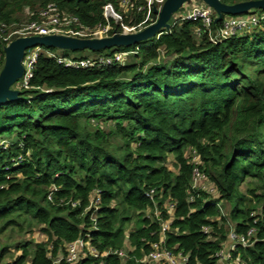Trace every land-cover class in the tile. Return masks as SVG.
Listing matches in <instances>:
<instances>
[{
	"label": "trees",
	"instance_id": "1",
	"mask_svg": "<svg viewBox=\"0 0 264 264\" xmlns=\"http://www.w3.org/2000/svg\"><path fill=\"white\" fill-rule=\"evenodd\" d=\"M107 4L121 17L110 20L109 36L157 21L153 12L145 23L138 11L146 0H132L126 12L120 0H0V23H20L26 11L31 22L54 5L94 29L107 24ZM175 22L130 47L72 51L129 53L131 64L75 69L58 63L55 48L33 49L28 87L0 105V239L42 227L48 241L16 246V258L13 245L0 241V264H53L78 239L100 255L126 250L127 258L88 255L76 264H155L142 260L163 238V248L187 255V264H218L231 227L238 236L256 231L234 257L264 264V24L213 44L207 34L195 38L200 22ZM82 59L91 58L75 60ZM187 150L197 153L217 199L192 189ZM248 180L256 186L245 193ZM95 191L99 209L87 211ZM169 200L174 215L162 235ZM219 201L233 204L225 216Z\"/></svg>",
	"mask_w": 264,
	"mask_h": 264
},
{
	"label": "built area",
	"instance_id": "2",
	"mask_svg": "<svg viewBox=\"0 0 264 264\" xmlns=\"http://www.w3.org/2000/svg\"><path fill=\"white\" fill-rule=\"evenodd\" d=\"M147 7L140 6L138 11L146 12V20L151 19L152 13L155 9L160 10L165 0H146ZM132 0H120L121 8H130ZM125 11V10H124ZM104 18L107 24L98 26L94 29L87 28L82 25L80 20L71 15H61L58 13L54 5H48L39 12L38 19L28 22L26 25H21L19 28H14L13 25H7L0 23V73L4 67L5 48L15 39L20 37L29 36H48V35H63L69 37H75L79 39H93V38H103L108 37L109 33L113 30V26L110 20H114L115 23L121 21V17L114 8L107 4L104 7ZM217 15L215 16L214 11L202 4L200 6H195L193 9L181 15L177 18L176 22L180 21H194L200 22L201 26L196 29V35L198 37L207 34L209 40L213 44H218L223 40H226L232 36L244 33L246 31H252L264 24V10H256L255 12H250L245 15L240 16H224L220 21V25L217 26L216 22ZM142 25V24H141ZM140 25V30H143ZM114 34H121L114 30ZM138 32L136 27H123L122 33H135ZM39 50H30L26 53L23 65H24V75L22 78V86L27 88L30 79L33 76L34 67L37 62ZM129 53H118L112 58H98L94 59H82L75 60L68 57H56L58 63L65 65L66 67L75 69H88L96 65L110 66L113 64H123L127 60ZM54 56V55H52ZM193 156L189 159L190 164L193 165L192 174V189L204 191L214 199H217L218 194L214 185L208 182L206 175L200 169V160L195 151L192 150ZM56 190V189H55ZM155 191L151 190L148 192L147 196L154 200ZM53 196V193L51 194ZM51 199V197H50ZM192 200V198H191ZM100 200L99 192L95 191L91 196V203L87 211L93 210L96 212L99 209ZM73 206H76L75 204ZM225 202L219 201L217 207L220 209L221 213L225 216L224 208ZM175 204L173 202L166 201L164 204V209L167 211L169 217L174 215ZM159 217V215H157ZM94 217V216H93ZM171 219L161 222L162 231L161 234L165 235L166 232L170 231ZM203 232L210 234L211 229L206 227L203 228ZM256 231L251 229L247 235L238 236L235 233L233 227L229 230L228 242L224 244L221 250L216 254L218 259V264H245L239 257H234V253L237 251L239 246L248 247L254 243L253 238L255 237ZM164 238L161 243L153 245V251L147 255L142 261L143 262H153L155 264H187L188 256L184 255L182 252L175 253L172 250L163 248ZM110 254L118 255L120 259L127 258V251L120 250L115 252H106L104 254H99L96 249H94L90 242L85 239H78L77 241L65 245V256H59L53 262V264H60L65 261L67 264H76L81 259L87 257L88 255L99 258L107 257ZM100 264H104L103 262ZM196 264H201L197 262Z\"/></svg>",
	"mask_w": 264,
	"mask_h": 264
},
{
	"label": "water",
	"instance_id": "3",
	"mask_svg": "<svg viewBox=\"0 0 264 264\" xmlns=\"http://www.w3.org/2000/svg\"><path fill=\"white\" fill-rule=\"evenodd\" d=\"M189 0H165L160 10L155 9L157 21L135 33H121L113 36L93 39H79L63 35L20 37L5 48L4 67L0 73V105L16 101L20 91L13 86L23 78V61L26 53L39 47H52L66 51H101L113 47H130L155 38L162 30L171 29L170 21ZM215 11L216 22L224 16H240L255 10H264V0H250L236 4H227L222 0H201Z\"/></svg>",
	"mask_w": 264,
	"mask_h": 264
},
{
	"label": "rangeland",
	"instance_id": "4",
	"mask_svg": "<svg viewBox=\"0 0 264 264\" xmlns=\"http://www.w3.org/2000/svg\"><path fill=\"white\" fill-rule=\"evenodd\" d=\"M225 3H232V2H238V1H242V0H222ZM204 4L201 0H189L187 1L183 7L178 11V13H176L170 23H173L174 21L177 20V18L181 15H185L186 13L190 12L193 7L195 6H200ZM129 9V8H128ZM127 8H121L120 10H125V12L128 10ZM256 11V10H255ZM255 11H251V12H255ZM120 12V11H119ZM215 12V11H214ZM127 14V13H126ZM29 22L28 20V11H26L20 18V23H16L13 24L14 28H19L21 25H26ZM197 40H200V37H195ZM55 55L58 57H68L71 59H79V58H91V59H98L99 55L95 54V53H91L89 51H81V52H72V51H66V50H61V49H57L55 52ZM127 64H131V63H135V59H134V55H128L127 57ZM22 84V79L19 80L14 86L13 88L18 90V88L21 87ZM186 155L189 159H191V157L193 156L192 150H187ZM169 166L172 170H175L174 167V160L173 157L171 156L169 158ZM250 183V184H249ZM255 182L253 180H248L245 184H243L241 186V190L243 192L246 193L247 188L248 187H255ZM262 190L259 191V193H261ZM231 203H229V207L230 209L232 208ZM230 212V210H227L225 208L224 213L228 214ZM169 219H171V221L173 220V216H171ZM1 243L3 244H10L13 245L12 246V256L14 258L18 257L21 255L22 251H18L16 249V246L22 244V243H26V242H31V248H34L36 243H43V242H47L48 241V236L45 235L42 232V227H39L37 229L34 230L33 233H27V232H21V230L19 228H16L13 231H9L6 235H4L1 239H0ZM6 262H11L13 261V259L8 256L7 259L5 260Z\"/></svg>",
	"mask_w": 264,
	"mask_h": 264
},
{
	"label": "crops",
	"instance_id": "5",
	"mask_svg": "<svg viewBox=\"0 0 264 264\" xmlns=\"http://www.w3.org/2000/svg\"><path fill=\"white\" fill-rule=\"evenodd\" d=\"M225 208H226L227 210H230L229 204H226V203H225Z\"/></svg>",
	"mask_w": 264,
	"mask_h": 264
}]
</instances>
